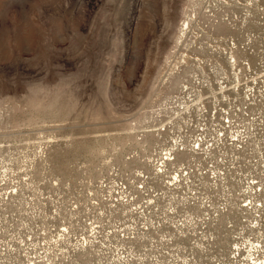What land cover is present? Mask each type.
<instances>
[{
  "label": "rangeland",
  "instance_id": "1",
  "mask_svg": "<svg viewBox=\"0 0 264 264\" xmlns=\"http://www.w3.org/2000/svg\"><path fill=\"white\" fill-rule=\"evenodd\" d=\"M253 261L264 0H0V264Z\"/></svg>",
  "mask_w": 264,
  "mask_h": 264
},
{
  "label": "built area",
  "instance_id": "2",
  "mask_svg": "<svg viewBox=\"0 0 264 264\" xmlns=\"http://www.w3.org/2000/svg\"><path fill=\"white\" fill-rule=\"evenodd\" d=\"M173 181H175V179L173 178ZM248 205V204H245V206ZM254 263L256 264H260L261 262H258V261H253ZM264 264V261L262 262Z\"/></svg>",
  "mask_w": 264,
  "mask_h": 264
},
{
  "label": "bare ground",
  "instance_id": "3",
  "mask_svg": "<svg viewBox=\"0 0 264 264\" xmlns=\"http://www.w3.org/2000/svg\"><path fill=\"white\" fill-rule=\"evenodd\" d=\"M184 29V28H183Z\"/></svg>",
  "mask_w": 264,
  "mask_h": 264
}]
</instances>
